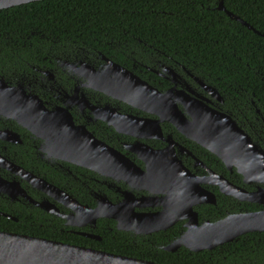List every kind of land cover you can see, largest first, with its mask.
Returning a JSON list of instances; mask_svg holds the SVG:
<instances>
[{
  "label": "flooded vegetation",
  "instance_id": "flooded-vegetation-1",
  "mask_svg": "<svg viewBox=\"0 0 264 264\" xmlns=\"http://www.w3.org/2000/svg\"><path fill=\"white\" fill-rule=\"evenodd\" d=\"M108 44L118 49L114 42ZM59 47L56 44L55 48L45 51L39 48L34 58L26 56L16 60L9 54L5 62L0 60L3 62L0 98L7 95L8 102L17 101L19 112L36 109L35 115L40 114L39 118H29L28 123L30 120L47 122L58 127L55 131L70 134V144L61 138L51 140L63 152L80 148L86 151L81 155H89L90 148L99 150L103 153L100 159L111 154L126 166L125 159L138 175L116 177L125 171L119 164L100 172L79 165L76 157L72 162L55 158L47 153L52 142L48 140L50 137L42 135L44 131L32 132L7 117L9 114H0V130L14 135H8L7 140L0 138V182L8 183L2 186L4 192L0 190V213L6 215L0 216L27 225L31 234L41 232V236H28L78 240L96 246L103 244L114 228L118 229L113 219L93 221L90 210L106 204L131 209L127 207L134 199V216L130 221L135 220L136 214L157 215L165 209L174 214L172 217H180L166 230L137 235L128 232L143 241V237L151 236L149 242L156 244L153 240L157 234L175 227L178 233L162 246L164 249L179 240L195 221L202 226L235 214L264 211V183L245 182L246 178L237 169L238 165H260L264 154V101L255 99L253 93L249 95L248 88L235 87L237 82L225 86L220 80H209L210 76L203 71L197 76L184 66L177 67L166 54L154 56L144 50L143 55L141 51L120 46L119 51L125 58L120 64L95 48H82L62 58ZM144 58L150 59L151 64L144 62ZM110 61L151 86L157 95L171 96L170 104H163L155 95L147 105V101L138 104L151 113L139 108L132 98L91 88L89 84L98 79V73L103 72L109 78ZM261 81L264 84L263 77ZM132 89L135 93L136 85ZM171 102H175L174 107L182 117L173 116ZM183 102L189 104L188 109ZM10 108L14 110L17 106ZM157 120H161L159 127ZM141 122L149 125L147 130L140 128ZM220 126L223 133L230 134L220 136L222 132L218 134L215 129ZM197 138L216 152L199 143ZM234 145H240L241 151L234 150ZM253 149L261 151L262 156L254 157ZM165 150V155L170 154L167 161L154 158V154H163ZM114 161L108 159L110 163ZM139 174L144 176L136 179ZM133 181L143 183L135 187ZM223 185L241 188L252 194L253 200L226 195L221 191ZM193 190L197 196L189 204L188 193H195ZM46 199L57 209L56 213L44 204ZM135 201L147 205L139 207ZM42 202L45 208L39 205ZM109 220L114 221V226ZM135 222L142 226L140 221ZM165 236L169 234L166 232Z\"/></svg>",
  "mask_w": 264,
  "mask_h": 264
},
{
  "label": "trees",
  "instance_id": "trees-1",
  "mask_svg": "<svg viewBox=\"0 0 264 264\" xmlns=\"http://www.w3.org/2000/svg\"><path fill=\"white\" fill-rule=\"evenodd\" d=\"M219 1L42 0L3 9L0 60L5 62L9 54L16 60L34 58L39 48L45 51L57 44L62 58L82 48H95L123 64L119 49L130 47L143 55L144 50L154 56L166 54L177 67L184 66L197 76L203 71L209 80H220L225 86L237 82L235 87L248 88L249 95L264 101V0H223L227 11L259 33L218 10ZM143 61L151 64L150 59ZM109 222L114 226L113 220ZM28 230L27 225L0 216V231L41 236L39 231L31 234ZM113 230L96 246L78 240H50L156 264H264V232L246 234L214 250L191 252L180 247L168 252L162 246L178 233L175 227L166 231L169 237L166 232L157 234L156 244L149 242L151 236L143 241L132 233Z\"/></svg>",
  "mask_w": 264,
  "mask_h": 264
},
{
  "label": "water",
  "instance_id": "water-1",
  "mask_svg": "<svg viewBox=\"0 0 264 264\" xmlns=\"http://www.w3.org/2000/svg\"><path fill=\"white\" fill-rule=\"evenodd\" d=\"M42 0H0V10L3 9H9L13 8L19 5L29 4L32 2H37ZM217 9L220 11H223L229 16L231 19L240 22L243 26L247 27L250 30H253L256 33H259L253 29L252 26H250L248 23H246L244 20L239 18L238 16L232 14L231 12L227 11L223 5V0H220L217 4ZM98 79H95V81L92 82V84H89L91 88H94L102 93H106L112 96H121L123 95L125 99L132 98L136 105H138L140 102H146V105L148 104V100L150 101L152 97L155 95L160 99V101L165 104L169 103V101H172L171 96L165 95V94H156L155 89H153L151 86L134 76L131 72L124 69L120 65L111 62L110 61V68H109V78L103 73H98L97 76ZM91 77H89V80ZM99 85H97V83ZM136 85L135 93L133 91V86ZM171 94V92L169 93ZM7 95L0 98V114H9V118H14L21 126H23L26 129H29L32 132L36 133H42L44 136L50 137L48 140L49 142L53 139L61 138L64 140L65 144H70V134L65 133L64 131L56 130L58 127L49 126V124L46 122L38 123L29 121V118H39L40 114L35 115L36 109H26L24 112H19L18 109V103L17 101H14L12 103L7 101L6 98ZM175 100V98H174ZM182 100V99H181ZM176 101V100H175ZM184 106L188 109L189 104L186 102H183ZM173 109V116L176 118V114H180L182 117L183 114L177 110L175 106V102H171ZM1 105L5 106L4 108H1ZM10 106H17L16 109L10 108ZM27 106V105H26ZM139 108L142 110L150 112L151 110L146 109L144 106L138 105ZM153 113V111H151ZM12 114V115H11ZM157 115H161L158 112ZM173 118V119H175ZM172 120V119H171ZM176 126L179 127L176 120H172ZM159 122L161 120H157L156 124L159 127ZM141 129L147 130L149 127L148 124H145L141 122L139 125ZM42 128V130H41ZM216 131H221L222 134L220 136H227L230 134V132H225L221 130L222 127H216ZM9 131H1L0 130V138L7 140L8 135L13 136L11 133H8ZM40 136V135H39ZM191 138V137H190ZM201 138H197L199 143L210 149L212 152H216L212 149V147L208 144L202 143V140H199ZM52 142V141H51ZM49 150L47 153L55 158L64 159L67 161H71L73 157H76L75 161L81 165L85 166L89 169H94L95 171L104 172L105 167L107 166H115V165H121L125 171L120 174V176L116 177H124V176H135L138 175L137 173L133 172L132 169H134V166L131 164H128L127 160L126 166L118 163L117 159H114L113 156L110 154L107 158L100 159L102 156V151L99 150H90L88 151L89 155H81V153H86V151L80 149V148H74V150L63 152L61 148L58 147V145L55 142L49 143ZM221 150H225L221 147ZM234 150L240 152L241 147L240 145H234ZM254 150V157H256V154L259 155V158L262 156L261 151H258L256 149ZM63 152V153H62ZM165 151L162 153L164 154ZM154 154V158L161 157L158 161H167L170 154ZM67 156V157H66ZM222 159L225 160L224 156L221 155ZM258 158V159H259ZM108 159L115 160L114 162H108ZM262 161L260 162V165L256 164H248V165H241L237 166L238 172L243 175L246 178L247 183L250 182H259L264 183V154L261 158ZM226 161V160H225ZM122 163L123 160H122ZM159 162H157V165ZM130 165V166H128ZM230 168V165L228 166ZM107 174V173H104ZM112 175V174H111ZM140 176H137L136 179H139L144 176L139 174ZM126 176V177H127ZM143 183V182H141ZM139 181H133V186H138L141 184ZM192 183V181H191ZM4 184H8L4 181L0 182V190L2 192L5 191V189L2 186H5ZM45 184H48L45 182ZM196 184L194 182L193 186ZM13 185V184H9ZM50 185V184H48ZM52 186V185H50ZM53 187V186H52ZM229 187H232L230 189ZM47 189H45L46 191ZM195 193L189 192V204L193 203L194 198L197 196V193L195 190H193ZM221 191L226 195H234L235 197H239L243 200H249L252 201L253 199L250 198L252 194L247 193L245 190L241 188H237L235 186L229 185V186H222ZM264 192V190H262ZM126 199V198H125ZM127 200V199H126ZM44 204L49 205L53 208L52 204L46 199L43 201ZM43 202L40 203L41 207L45 208L43 206ZM134 202V199L129 202V207L131 209H126V207L121 205H113V204H106V206H99V208L95 210H90V212L93 213L92 220L94 221L97 218H109L113 219L117 224V229L123 232H133L134 234H149L152 232H157L159 230H166L170 226H172L176 220H178L180 217L176 215L175 217H172L174 214L167 213L166 209L157 215H143V214H136L135 221H140V224L142 226H136L135 224H129L131 223L129 219H133V213H132V203ZM135 205L139 207H144L147 205V203H140L135 201ZM169 205V204H168ZM126 206V205H125ZM170 206V205H169ZM166 207V205H164ZM104 212H103V210ZM46 210H49L46 208ZM57 209L53 208L52 212L56 213ZM125 210V213H124ZM189 213L193 216H195V213L189 209ZM89 212V213H90ZM0 215H5L0 213ZM6 216V215H5ZM139 223V222H138ZM142 227V228H141ZM189 230L176 242L170 244L169 246L164 247V249L168 252H175L180 247H185L191 252H202L205 250H214L219 246H222L226 243H232L235 240L239 239L241 236H244L249 233H262L264 232V211L260 212H253V213H245V214H235L230 217H227L226 219L210 223L207 222L203 224L202 226H199L197 221L195 223H190L188 225ZM89 237H93L92 235H88ZM98 238V237H93ZM0 264H156L154 262L148 261V260H142L137 259L134 257H127L115 253H109L102 250H97L89 247H82L72 244H65L58 241L48 240L44 238H37L32 237L24 234H17V233H11V232H4L0 231Z\"/></svg>",
  "mask_w": 264,
  "mask_h": 264
},
{
  "label": "bare ground",
  "instance_id": "bare-ground-1",
  "mask_svg": "<svg viewBox=\"0 0 264 264\" xmlns=\"http://www.w3.org/2000/svg\"><path fill=\"white\" fill-rule=\"evenodd\" d=\"M222 152H224V151H221V153H222ZM228 161H229V160H228ZM238 166L241 167V165H238ZM130 222L133 223V224H135L136 226H139L138 222H135V220H131Z\"/></svg>",
  "mask_w": 264,
  "mask_h": 264
}]
</instances>
